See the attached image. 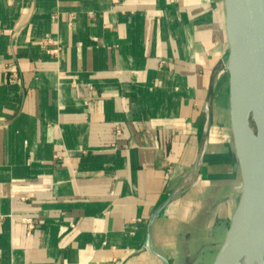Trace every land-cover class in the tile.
<instances>
[{"label": "crops", "instance_id": "obj_1", "mask_svg": "<svg viewBox=\"0 0 264 264\" xmlns=\"http://www.w3.org/2000/svg\"><path fill=\"white\" fill-rule=\"evenodd\" d=\"M229 51L225 0H0V264H212Z\"/></svg>", "mask_w": 264, "mask_h": 264}, {"label": "water", "instance_id": "obj_2", "mask_svg": "<svg viewBox=\"0 0 264 264\" xmlns=\"http://www.w3.org/2000/svg\"><path fill=\"white\" fill-rule=\"evenodd\" d=\"M231 124L239 149L240 192L212 264L243 242L264 260V0H225ZM236 230L231 238L232 230Z\"/></svg>", "mask_w": 264, "mask_h": 264}, {"label": "bare ground", "instance_id": "obj_3", "mask_svg": "<svg viewBox=\"0 0 264 264\" xmlns=\"http://www.w3.org/2000/svg\"><path fill=\"white\" fill-rule=\"evenodd\" d=\"M235 232V229L232 230L231 238L235 236ZM221 264H264V260L258 249L248 248L243 242H240L239 245L226 252Z\"/></svg>", "mask_w": 264, "mask_h": 264}, {"label": "built area", "instance_id": "obj_4", "mask_svg": "<svg viewBox=\"0 0 264 264\" xmlns=\"http://www.w3.org/2000/svg\"><path fill=\"white\" fill-rule=\"evenodd\" d=\"M116 131H117L118 134H121L122 133V130L119 127L116 128ZM28 221H31V220H28Z\"/></svg>", "mask_w": 264, "mask_h": 264}, {"label": "rangeland", "instance_id": "obj_5", "mask_svg": "<svg viewBox=\"0 0 264 264\" xmlns=\"http://www.w3.org/2000/svg\"><path fill=\"white\" fill-rule=\"evenodd\" d=\"M231 223H232V221H231ZM231 223H230L229 226H228V229H227V232H226V236H227L228 230H229V228H230V226H231ZM226 236H225V238H226ZM222 244H223V243H222ZM222 244H221V246H222Z\"/></svg>", "mask_w": 264, "mask_h": 264}]
</instances>
